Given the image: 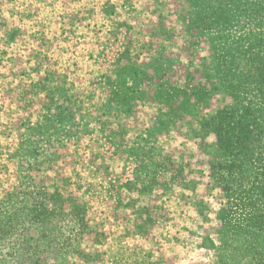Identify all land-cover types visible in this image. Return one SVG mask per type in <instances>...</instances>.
I'll return each instance as SVG.
<instances>
[{
    "label": "rangeland",
    "instance_id": "obj_1",
    "mask_svg": "<svg viewBox=\"0 0 264 264\" xmlns=\"http://www.w3.org/2000/svg\"><path fill=\"white\" fill-rule=\"evenodd\" d=\"M225 1L0 0V264H264L204 129L264 5Z\"/></svg>",
    "mask_w": 264,
    "mask_h": 264
},
{
    "label": "trees",
    "instance_id": "obj_2",
    "mask_svg": "<svg viewBox=\"0 0 264 264\" xmlns=\"http://www.w3.org/2000/svg\"><path fill=\"white\" fill-rule=\"evenodd\" d=\"M252 4L255 26L239 39L245 46L223 62L233 104L219 109L204 129L217 153L215 189L250 207L264 234V5Z\"/></svg>",
    "mask_w": 264,
    "mask_h": 264
}]
</instances>
